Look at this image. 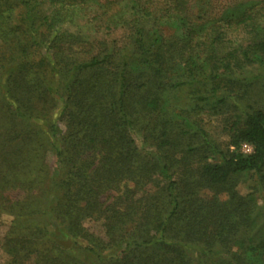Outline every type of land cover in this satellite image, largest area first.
<instances>
[{
    "label": "trees",
    "instance_id": "trees-1",
    "mask_svg": "<svg viewBox=\"0 0 264 264\" xmlns=\"http://www.w3.org/2000/svg\"><path fill=\"white\" fill-rule=\"evenodd\" d=\"M118 1L0 0V264H264V0Z\"/></svg>",
    "mask_w": 264,
    "mask_h": 264
},
{
    "label": "rangeland",
    "instance_id": "rangeland-1",
    "mask_svg": "<svg viewBox=\"0 0 264 264\" xmlns=\"http://www.w3.org/2000/svg\"><path fill=\"white\" fill-rule=\"evenodd\" d=\"M78 1V0H77ZM96 1V4H91L92 8L95 7V8H99V6H102L104 4H106V2H108V0H95ZM115 4V6L113 7L114 9L115 8H118L119 7V4H118V0H112ZM43 9H47L48 8V5H41ZM93 8V9H95ZM93 11V10H92ZM67 27L64 26V29H66ZM70 29V28H69ZM71 30H75V28H72L71 27ZM168 34V33H167ZM124 38V30H117L115 31L114 33H112L111 36H106L105 38L103 39H106L107 41H109L111 43H114V42H121L123 41L122 39ZM98 40H101V37H97ZM252 70V69H251ZM174 114H178V112H175ZM173 117H175V115H173ZM196 121L198 122V124L200 125V127L205 130V132L209 135V137L215 141L218 142L220 148L223 150L228 142V137L225 133V131L223 130V125H224V122H223V118L218 115V116H214V115H211L207 112H201V113H198L197 115V118H195ZM179 120V119H178ZM176 121V120H175ZM135 140H136V144H137V147L141 150L142 149V145H141V140L140 138H138L137 136L135 137ZM199 141L198 139H194V145H198L199 144ZM183 143H186L185 142V139L183 138L182 139V142L180 144V146L183 144ZM179 146V147H180ZM182 148V147H181ZM231 151H233L234 149L233 148H230ZM238 151H240V153L242 154H245V155H248L252 152V148L251 146L247 145V144H241ZM181 151H176L173 156L175 158H178L181 156ZM195 158V157H194ZM49 162L52 164V166H54L55 162L53 159H51V157H49ZM219 160V157L217 155H211L210 153H208V158H207V161L209 162H212V161H217ZM195 161V159H194ZM254 180L253 179H247L245 181H242V182H239L238 185H237V190L238 192L241 194V195H246L250 192H252V189L251 187L253 186V182ZM127 184H122L121 188L125 187ZM130 185V184H129ZM145 188H149V186L145 187ZM204 192V191H203ZM117 192L114 191V192H110L109 194L107 195H104L102 196L101 198V201L105 202V203H108L112 200V197L114 195H116ZM203 196L204 197H207V196H210V193L209 192H204L203 193ZM257 196V201H258V204L259 205H262L263 204V196H264V193L263 192H259L256 194ZM84 226L86 228H88L90 231L94 232L95 234H99V236H103L102 232H103V227L101 225L100 222H96V221H92V220H86L84 222ZM8 230V225L7 224H0V263H3L7 260L8 256L3 252L2 250V239L5 235V233L7 232Z\"/></svg>",
    "mask_w": 264,
    "mask_h": 264
}]
</instances>
